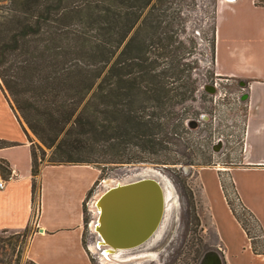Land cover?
<instances>
[{
  "label": "trees",
  "instance_id": "16d2710c",
  "mask_svg": "<svg viewBox=\"0 0 264 264\" xmlns=\"http://www.w3.org/2000/svg\"><path fill=\"white\" fill-rule=\"evenodd\" d=\"M166 1L0 0V87L52 149L49 164H92L108 147L123 153L108 163H130L129 147L157 153L187 130L175 106L194 99L197 79Z\"/></svg>",
  "mask_w": 264,
  "mask_h": 264
},
{
  "label": "rangeland",
  "instance_id": "374dc122",
  "mask_svg": "<svg viewBox=\"0 0 264 264\" xmlns=\"http://www.w3.org/2000/svg\"><path fill=\"white\" fill-rule=\"evenodd\" d=\"M156 1L153 0V2ZM166 2L173 6L170 20L175 21L172 23L175 32H178L179 38L184 40L189 48L190 56L188 55L189 57L185 60L192 65L193 77L197 79L198 87L194 99H188L175 106L178 111H187L184 119L187 130H177L172 141L166 143L169 149H163L157 153H145L135 147H129L126 154L134 159L130 163H108L107 160L123 154L122 151L118 153L112 147H108L106 153L100 151L95 157L96 162L91 165L98 167L101 174L88 195L96 191L97 195L100 194L105 188L104 180L110 182L112 179L123 177L131 170L141 171L142 166L153 165L169 176L174 184L175 194L168 196L171 205L169 209H166L158 229V231L162 229L160 235L157 231L143 245L123 251L121 253L123 259H133L131 264H199L207 250H219L221 247L225 255L224 264H264V256L260 259H252L250 256L251 248L255 254L260 253L254 251L253 242L240 219L238 224L220 201L218 202L221 195L217 176L232 212L248 225L251 236L254 237L255 248L259 252L263 251L262 254H264V227L258 224L256 218L242 205L234 188L230 171L235 166L233 162L237 160L242 147L240 141L243 126L239 122L240 116L242 118V110L234 104L235 95L233 94L238 84L240 85V81L234 79L233 84L228 87L231 94L225 99L228 103L226 107H222L223 101H215L214 97L204 90L206 84L217 78L214 71V40L219 0H167ZM214 112L219 116L216 128L212 123L205 121L207 116L201 117V114L209 115ZM199 118L202 119L200 123ZM191 120L196 121V124L191 123L192 127L188 125V121ZM218 131L227 135L232 134V136L227 139V145L223 151H219L220 149L212 151L213 137ZM30 141L36 149L39 160L43 156L39 146L46 152L40 167L49 164L48 157L52 149L45 147L34 133L30 135ZM219 167L228 169H214ZM203 182L208 190L207 195ZM210 195L217 197L215 220L218 228L227 241L231 240L235 247L239 248L231 259L228 257L230 254L226 243L218 234L214 216L212 219L213 213L208 203ZM88 198L84 201V242L86 248L89 244L87 250L93 263L105 264L98 251L91 249V244L95 240L90 239L89 222L93 217L90 208L97 207L95 203L93 206L89 205L90 202H86ZM38 210L37 191L35 218ZM31 233L29 229L22 232L0 230V264H36L27 253ZM219 251L222 252V250Z\"/></svg>",
  "mask_w": 264,
  "mask_h": 264
},
{
  "label": "crops",
  "instance_id": "0c3cea01",
  "mask_svg": "<svg viewBox=\"0 0 264 264\" xmlns=\"http://www.w3.org/2000/svg\"><path fill=\"white\" fill-rule=\"evenodd\" d=\"M214 71L248 84L251 109L246 120L245 145L230 171L242 205L264 227V0H219ZM30 135L32 131L0 87V159L9 168V175L3 177L5 187L0 189V230H31L27 253L36 264H94L84 242V201L101 170L91 164H44L33 176ZM217 180L221 195L218 202L240 224L218 176ZM204 187L207 195L205 183ZM37 191L39 210L35 218ZM218 202L216 196L208 197L212 219L214 216L231 259L239 248L227 241L218 228ZM250 256L260 259L264 254H255L251 248Z\"/></svg>",
  "mask_w": 264,
  "mask_h": 264
},
{
  "label": "water",
  "instance_id": "95a60500",
  "mask_svg": "<svg viewBox=\"0 0 264 264\" xmlns=\"http://www.w3.org/2000/svg\"><path fill=\"white\" fill-rule=\"evenodd\" d=\"M206 90L214 91L211 86ZM191 123L196 124V121L188 122L190 127ZM95 204L98 217L94 229L99 246L132 249L150 239L160 226L165 209L164 188L156 178H141L110 188ZM201 264H223V261L216 251H210L204 255Z\"/></svg>",
  "mask_w": 264,
  "mask_h": 264
},
{
  "label": "built area",
  "instance_id": "2783aa9c",
  "mask_svg": "<svg viewBox=\"0 0 264 264\" xmlns=\"http://www.w3.org/2000/svg\"><path fill=\"white\" fill-rule=\"evenodd\" d=\"M216 76H217V78H215V80L213 82L206 84L204 86V90L208 94L213 96L215 101H218V100L223 101L222 107H226L228 103L225 102V99L229 98V95L231 94L230 91L228 90V87L233 84L234 78L220 76L217 73H216ZM207 86H211L214 89V91L213 92L207 91L206 90ZM247 93L249 94L248 84H241V83H240V85L238 84L236 91L233 93L235 95L234 96V104H236L238 106V108L242 110V118L240 116V120H239L240 125L243 126L242 138L240 141V142H242V146L245 145L244 143H245V137H246V124H247L246 120H247L248 113L251 109V105L248 101L249 97H246V98L244 97ZM202 116H204V117L207 116L205 121L212 123L214 128H216L217 121L219 119V116L217 113L214 112L213 114H209V115L201 114V117ZM198 122L199 123L202 122V119L199 118ZM231 136H232V134L227 135L221 131H218L217 134H215L213 137V143L211 146L212 151L215 150V147L219 146V144H221L219 147V149H220L219 151H223L226 148L227 139ZM235 163H237V160L235 162H233V164H235ZM5 182H6L5 179L3 178L2 174L0 173V189H3L5 187ZM99 196H100V194L97 195V191H96V193L92 192L90 195L87 196L89 198L86 202L87 203L90 202L89 205L92 204V206H93V203H95L98 200ZM87 197H86V199H87ZM94 207H95V205H94ZM90 212H91V215L93 216L89 222L90 239L92 241H94V240L96 241V239L98 238V234L94 229V223L98 217V210H97V208L96 209L90 208ZM92 225H93V227H92ZM88 246H89V244H87V248H88Z\"/></svg>",
  "mask_w": 264,
  "mask_h": 264
},
{
  "label": "bare ground",
  "instance_id": "6f19581e",
  "mask_svg": "<svg viewBox=\"0 0 264 264\" xmlns=\"http://www.w3.org/2000/svg\"><path fill=\"white\" fill-rule=\"evenodd\" d=\"M214 169L223 170V169H228V168L219 167V168H214ZM128 173H131V174H128ZM148 177H153V178L158 179L164 188V194H165V209H164V215H163V219H164L166 209H169V207L171 205V203H169L168 196L175 194V187H174L172 180L169 178V176L166 175L165 173H163L160 169H158L157 167H155L153 165L142 166L141 171H139V169L131 170V171L127 172L126 174H124L123 177L112 179L110 182H107L106 180H104L105 181V188L100 193V195L105 193L110 188L115 187L117 185L134 182V181H137L141 178H148ZM175 201L177 202L176 198H175ZM163 219H162V221H163ZM162 221H161V223H162ZM161 223H160V225H161ZM159 227H158V229H159ZM158 229H157V231H158ZM161 231H162V229L160 228V230L157 232V234L160 235ZM154 234L152 235V237L154 236ZM97 240H99V238H97L96 241H94L91 244V249L98 251V253L100 254V257L102 258L103 263H105V264H131L133 262V259H123L121 257V255H122L121 253L123 251L128 250V249L116 250V249H113V248H111L109 246H105V245L99 246ZM147 241H145L144 243H146ZM144 243H142L141 245H143ZM141 245H139V246H141ZM139 246H137V247H139ZM137 247H135V248H137Z\"/></svg>",
  "mask_w": 264,
  "mask_h": 264
},
{
  "label": "flooded vegetation",
  "instance_id": "af4514ba",
  "mask_svg": "<svg viewBox=\"0 0 264 264\" xmlns=\"http://www.w3.org/2000/svg\"><path fill=\"white\" fill-rule=\"evenodd\" d=\"M219 250H222V252H220ZM219 250H218V249H217V250H216V249H209V250H207V251L204 253V255H205L207 252H210V251H216V252L221 256L222 261H223V264H224V263H225V255H224L223 248L220 247ZM204 255H203V257H204ZM203 257L201 258L199 264H201V261H202Z\"/></svg>",
  "mask_w": 264,
  "mask_h": 264
}]
</instances>
